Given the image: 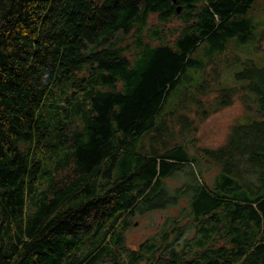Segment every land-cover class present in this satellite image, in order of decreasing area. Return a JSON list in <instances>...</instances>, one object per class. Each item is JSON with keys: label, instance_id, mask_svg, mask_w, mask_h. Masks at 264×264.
<instances>
[{"label": "trees", "instance_id": "16d2710c", "mask_svg": "<svg viewBox=\"0 0 264 264\" xmlns=\"http://www.w3.org/2000/svg\"><path fill=\"white\" fill-rule=\"evenodd\" d=\"M263 35L264 0H0V264H264ZM230 43H251L237 80L180 95ZM174 95L245 119L197 144L188 112L157 117ZM180 199L126 244L131 216Z\"/></svg>", "mask_w": 264, "mask_h": 264}, {"label": "rangeland", "instance_id": "374dc122", "mask_svg": "<svg viewBox=\"0 0 264 264\" xmlns=\"http://www.w3.org/2000/svg\"><path fill=\"white\" fill-rule=\"evenodd\" d=\"M180 25L181 22L179 21V19H174L165 26L167 28L168 38L173 37L175 28H179ZM257 42L258 44H261L262 47H264V35L262 37H259ZM235 46L230 43L229 47L231 48L224 49L223 53L219 54L218 52H214L213 54H211V59H209L206 63L205 69L207 70V72H204L201 66L189 67V76L187 78V80L189 81L184 80V85L182 86L180 95H182L183 93H195L199 96L200 92H197L195 87L198 81L204 75L206 77H212L208 82L209 91L210 89H213L220 85L231 84L233 80L236 81L237 79L232 70L234 67L238 66V58H235V55L237 54L241 58L249 56L251 52V43H245L242 45H238L236 43ZM238 50L240 52H238ZM196 54L197 56L202 55L200 51H198ZM258 55L260 58H264L263 52L259 53ZM202 58L203 61H205L207 55H202ZM200 96L204 99V101L207 102L211 100L213 92H210L209 97H205L204 95ZM174 106L183 109V113L188 112L189 116L191 117L194 141L197 144L210 147L217 146L221 142H223L230 125L233 122L244 120L246 114V110L244 109L241 102L238 99H234L229 105L223 106L213 112H208L206 116H202L200 114L197 115L193 110V107L195 105L193 102H191V100H188L187 97L179 100L174 95L167 97L164 100L162 107L157 114V117H159L161 113L172 109ZM175 115H177V113H175ZM214 173L215 168H212L209 171L205 172L204 175L208 181H211ZM184 180V173L179 172L168 177L166 179V184L170 190H173L175 186H178ZM179 202H182V206H167L163 208L152 209L142 214L135 213L133 216H131L124 228L126 244L130 247H137L139 242L145 239L148 235L158 230L165 222V220L169 219L172 216H179L180 210L184 206H186L182 199H180ZM129 221H132V223H130ZM194 228V225L188 222L187 230L192 232Z\"/></svg>", "mask_w": 264, "mask_h": 264}, {"label": "water", "instance_id": "95a60500", "mask_svg": "<svg viewBox=\"0 0 264 264\" xmlns=\"http://www.w3.org/2000/svg\"><path fill=\"white\" fill-rule=\"evenodd\" d=\"M178 9V8H177Z\"/></svg>", "mask_w": 264, "mask_h": 264}]
</instances>
